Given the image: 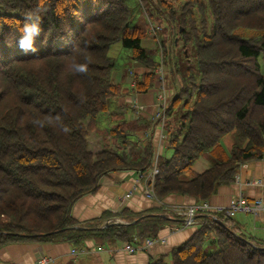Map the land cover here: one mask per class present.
<instances>
[{
    "label": "trees",
    "instance_id": "16d2710c",
    "mask_svg": "<svg viewBox=\"0 0 264 264\" xmlns=\"http://www.w3.org/2000/svg\"><path fill=\"white\" fill-rule=\"evenodd\" d=\"M29 13L41 17L48 35L47 43L43 35L36 41L35 52L18 44V22ZM157 20L172 38L169 45L157 37L155 52L143 41ZM118 43L133 62L151 70L175 64L180 74L165 124L173 154L157 160V198L207 200L234 182L241 166L264 158V0H0V247L81 246L92 238L138 248L165 223L182 221L165 207L106 212L87 223L71 214L108 173L153 167L152 141L143 153L137 149L140 126L109 114V102L127 93L113 79L110 50ZM179 52L183 72L173 57ZM76 63L85 71L75 72ZM155 78L153 71L136 75L134 91L148 92ZM103 114L108 128L99 127ZM95 133L104 142L96 155ZM205 153L215 159L212 167L183 181ZM118 217L128 224L104 227ZM198 221L190 240L149 264H264V240L243 233L233 219L206 213Z\"/></svg>",
    "mask_w": 264,
    "mask_h": 264
},
{
    "label": "crops",
    "instance_id": "0c3cea01",
    "mask_svg": "<svg viewBox=\"0 0 264 264\" xmlns=\"http://www.w3.org/2000/svg\"><path fill=\"white\" fill-rule=\"evenodd\" d=\"M147 40L151 39L148 38ZM147 40L143 41V46L146 48L149 47L145 44ZM152 71L155 72L133 62V69L129 71L130 73L128 72L130 76L121 71L115 72L113 75L114 81L125 86L127 93L119 99L117 107L110 110L109 114L124 115L128 122L140 126L136 132V137L138 138L137 149L141 153H143L148 141L151 140L155 157L158 155L170 159L173 150L169 148L165 129L161 127L160 120L152 119L153 112L160 104L157 89L153 87V91L149 90L146 93L134 91V76ZM169 95L171 94H167L168 97ZM135 104L137 107H134ZM141 106L147 107L148 112L141 111ZM151 110L152 112H150ZM162 135L165 136L163 140ZM93 139H95V143L93 142L94 150H102L104 143L102 138L96 136ZM223 145L229 151L232 145V137L225 138ZM214 162L215 159L209 153H205L193 165L192 173L183 174L181 179L188 181L191 179L192 174L204 173L212 167ZM150 171L151 169L145 171L118 170L108 173L101 178L99 189L96 192L83 196L74 204L71 213L73 218L77 219L79 223H87L101 218L106 212L116 214L127 209V211L138 215L155 209L163 211L162 207L189 206L203 202L213 206L227 207L239 196L264 201V158L249 161L246 165L241 166L236 174L239 178L231 184L219 186L207 200L179 194H171L162 200L158 198L161 203L158 200L149 198L144 190L147 174ZM257 181L261 184H257ZM130 191H133V195L124 200ZM117 221L127 223L121 217H118ZM233 221L243 233L264 240V216L255 217L252 214L240 212L235 215ZM197 229V226H183L180 219L169 221L165 223L159 232V236L166 239V243L159 241L148 250L139 249L135 251H129L128 242L109 240L98 244L92 238L81 246H73L67 242L13 243L0 247V264H37L39 251L51 258L54 261L53 264H149L186 243ZM78 248L84 249V252L74 255L73 250H78Z\"/></svg>",
    "mask_w": 264,
    "mask_h": 264
},
{
    "label": "rangeland",
    "instance_id": "374dc122",
    "mask_svg": "<svg viewBox=\"0 0 264 264\" xmlns=\"http://www.w3.org/2000/svg\"><path fill=\"white\" fill-rule=\"evenodd\" d=\"M157 37H162V40L169 43V45H170L172 34H171L170 30L167 28V26L165 25V23H162L158 20L154 21V24L150 27V31L148 32V37H146V39H145V40H147L148 38L151 39V40H147V42L145 41V44L147 46H149L148 47L149 49H153L155 52H156V49L159 45ZM175 42H178V39H176ZM155 45L157 47H155ZM161 52H162V50H161ZM186 52L187 51H185V53ZM110 55L112 57H114V59H115L114 73L121 71L124 74L127 73V75L130 76L129 71L131 69H133L132 52L129 49L122 47L121 44L118 43V44H114L112 46V48L110 50ZM173 57L175 59V62L178 63L177 66H180V70L183 69L185 67V65L183 62H181V53L179 52V55H177L176 57L175 56H173ZM156 60H158L159 62L162 61V60H160V57L157 58ZM259 62L261 65V74L264 76V58H261L259 60ZM163 64H164L163 65L164 68H163V66H160L154 70L155 71L154 73L156 74V78H155V83H154L153 87H154V89L156 88L158 93H159L157 96L159 99V102L160 101L163 102L162 104L166 105V110H167L169 104L172 102L173 96H175L179 92V90L181 89L180 74L177 71L175 73H173L172 68H175V64L169 65L168 63L165 64V62H163ZM162 68L164 70H162ZM181 72H183V70H181ZM137 76H141V75H137ZM134 77H136V75ZM120 85H122V84H120ZM135 86H136V81H135ZM123 87L125 88V86H123ZM152 89H150V91ZM167 94H171V95H169V97H168ZM121 97H124V96H121ZM121 97H118L117 99H112L109 102V105H108L109 110H114L117 107L118 101H119V99H121ZM167 99H168V101H167ZM134 107H135V105H134ZM159 109H160V106H158L157 109L153 112V118L152 119L160 120L161 125H164L163 128L165 129V124L167 121V116H166L167 111L164 115L165 119H162V117L156 116V113ZM138 110L140 111V109H138ZM141 111L148 112V108L145 106H141ZM150 112H152V110ZM108 125L109 124L107 121V114L101 115L99 127L108 128ZM95 135H96V133L92 134V137L95 138L96 137ZM94 140L95 139L92 140V146H94V144H93ZM96 143H98V141H96ZM128 148L130 149L131 147H128ZM100 151H102V150L99 149V151H97V150H94V148H93V153L95 155L98 154ZM156 238L160 239L161 241L164 240V238H161L160 236H157Z\"/></svg>",
    "mask_w": 264,
    "mask_h": 264
},
{
    "label": "built area",
    "instance_id": "2783aa9c",
    "mask_svg": "<svg viewBox=\"0 0 264 264\" xmlns=\"http://www.w3.org/2000/svg\"><path fill=\"white\" fill-rule=\"evenodd\" d=\"M163 102L160 101V109L157 111L156 116L157 117H162V119H165V113H166V105L162 104ZM135 107L136 104H135ZM141 109V107H140ZM164 125H161L163 128ZM165 138L164 135H162V140ZM159 174V168L157 165V161L153 163V167L151 171L148 173L146 182H145V194L152 199L158 200L155 190H154V185H155V180L157 175ZM239 178V177H238ZM257 184H261L260 182L257 181ZM133 195V191H130L126 195V199L130 198ZM159 201V200H158ZM160 202V201H159ZM161 203V202H160ZM169 208V207H168ZM170 210L183 218V223L185 227H192L194 225H198L199 221L197 220V215L199 214H205V213H212V214H219V215H224L226 218H231L234 217L237 213H245V214H252L255 217H260L264 216V201L261 199H253L250 200L246 197L239 196L235 198L232 203L229 206H213L210 205L207 202H203L200 204H193L189 206H184V205H176L174 207H171ZM161 241L158 238H147L145 242L143 243L142 247L136 248L135 244L132 245L128 243V249L129 251H135V250H148L152 248L156 243ZM162 243H166V239L161 241ZM80 250V251H79ZM79 250H73L74 255H78L81 252H84L83 249ZM37 264H53V260L49 257H47L45 254L41 253L39 251L38 259H37Z\"/></svg>",
    "mask_w": 264,
    "mask_h": 264
},
{
    "label": "clouds",
    "instance_id": "9594fccd",
    "mask_svg": "<svg viewBox=\"0 0 264 264\" xmlns=\"http://www.w3.org/2000/svg\"><path fill=\"white\" fill-rule=\"evenodd\" d=\"M17 27L19 32L18 44L20 49L25 52L37 51L35 44L42 35L45 43L48 41V35L43 31L41 17L38 14L29 13L25 15L24 20L22 23L18 22ZM73 68L78 73L85 71V65L83 64L76 63Z\"/></svg>",
    "mask_w": 264,
    "mask_h": 264
},
{
    "label": "water",
    "instance_id": "95a60500",
    "mask_svg": "<svg viewBox=\"0 0 264 264\" xmlns=\"http://www.w3.org/2000/svg\"><path fill=\"white\" fill-rule=\"evenodd\" d=\"M139 220H137L136 222H138ZM126 224H128V223H123V222H121V221H115V222H113V223H111V224H107V225H105L104 227H110V226H114V225H120V226H122V225H126ZM76 229H82V228H80V227H77Z\"/></svg>",
    "mask_w": 264,
    "mask_h": 264
}]
</instances>
